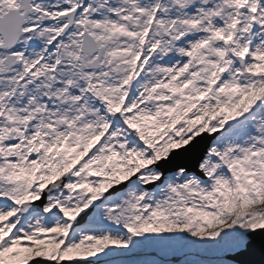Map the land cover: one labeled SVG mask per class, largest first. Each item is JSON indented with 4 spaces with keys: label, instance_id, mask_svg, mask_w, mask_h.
<instances>
[{
    "label": "snow or ice",
    "instance_id": "1",
    "mask_svg": "<svg viewBox=\"0 0 264 264\" xmlns=\"http://www.w3.org/2000/svg\"><path fill=\"white\" fill-rule=\"evenodd\" d=\"M258 233L264 264V0H0V264H256Z\"/></svg>",
    "mask_w": 264,
    "mask_h": 264
},
{
    "label": "water",
    "instance_id": "2",
    "mask_svg": "<svg viewBox=\"0 0 264 264\" xmlns=\"http://www.w3.org/2000/svg\"><path fill=\"white\" fill-rule=\"evenodd\" d=\"M211 137H205L204 139H197L196 142L186 153H180V162L185 163L190 170H194L199 158L203 155L205 149L209 145ZM260 235L255 237L254 251L251 254H244L237 259L245 261H254L259 264L261 260L260 252Z\"/></svg>",
    "mask_w": 264,
    "mask_h": 264
},
{
    "label": "rangeland",
    "instance_id": "3",
    "mask_svg": "<svg viewBox=\"0 0 264 264\" xmlns=\"http://www.w3.org/2000/svg\"><path fill=\"white\" fill-rule=\"evenodd\" d=\"M177 259H180V257H177Z\"/></svg>",
    "mask_w": 264,
    "mask_h": 264
}]
</instances>
